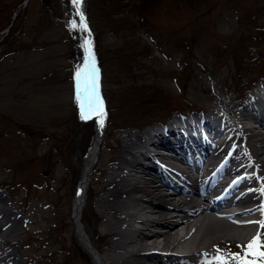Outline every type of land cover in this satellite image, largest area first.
Wrapping results in <instances>:
<instances>
[{
    "label": "rangeland",
    "instance_id": "rangeland-1",
    "mask_svg": "<svg viewBox=\"0 0 264 264\" xmlns=\"http://www.w3.org/2000/svg\"><path fill=\"white\" fill-rule=\"evenodd\" d=\"M23 1L0 0V184L9 192L1 193L26 211L30 222L19 224L20 238L38 241L30 254L43 264H72L64 260L74 232L71 179L81 176L82 152L94 134L70 90L81 54L68 41L59 0L22 7ZM88 6L112 123L88 188L101 189L119 128H146L173 110L209 111L217 100L230 104L239 83L264 76V0H89ZM93 225L101 229L98 220ZM74 248L81 253L79 244ZM203 249L217 255L212 246Z\"/></svg>",
    "mask_w": 264,
    "mask_h": 264
},
{
    "label": "bare ground",
    "instance_id": "bare-ground-1",
    "mask_svg": "<svg viewBox=\"0 0 264 264\" xmlns=\"http://www.w3.org/2000/svg\"><path fill=\"white\" fill-rule=\"evenodd\" d=\"M81 39L83 67L91 71L92 60L96 67L94 44L86 32L81 33ZM85 40L91 42L89 59L83 46ZM92 79L96 81V73ZM261 87L248 97L242 96L244 103L238 106L224 100L222 106L217 100L209 115L197 118L193 126L181 125L182 131L175 129L182 118L174 117L162 129L154 126L140 133L129 129L121 132L122 135H112L118 150L114 162L110 160L106 172L100 176L101 189H94V205L91 206L93 218L101 223L100 231L94 232L89 224L85 228L81 225L87 195L86 173L74 200L76 230L95 264H200L191 259L197 255H202L206 264H215L214 256L203 249L205 246L213 247L220 242L241 248L257 233H264V226L255 223L264 221V85ZM102 119V125L97 121L89 152L91 158L85 169L97 155L104 116ZM185 133L189 136H183ZM155 137L159 141H155ZM162 137L165 138L161 141ZM169 138L177 140L175 146L182 152H176L172 159L159 153L162 145L173 149ZM191 143L194 147L189 148ZM186 148L199 151L213 167L223 163L218 169L222 177L211 175L207 179L209 174L203 176L207 171L200 176V163L189 160L191 155ZM233 154L237 156L235 160ZM180 160L189 164L199 176L195 178L200 184L207 181L206 185L198 184L190 191L170 186L171 177L192 180L185 171L177 172L175 161ZM249 168L251 171L247 173L245 170ZM226 189H231L234 196L230 197L229 193L222 200L219 195ZM1 218L4 220L0 222V264H43L30 254L26 242L21 241L19 215L4 208L0 211ZM93 232L90 239L87 234ZM97 232L99 252L92 249L91 241ZM199 244L203 245L199 247ZM174 250L184 252L183 256Z\"/></svg>",
    "mask_w": 264,
    "mask_h": 264
},
{
    "label": "snow or ice",
    "instance_id": "snow-or-ice-1",
    "mask_svg": "<svg viewBox=\"0 0 264 264\" xmlns=\"http://www.w3.org/2000/svg\"><path fill=\"white\" fill-rule=\"evenodd\" d=\"M81 2L82 0H72L73 5L76 6L77 9H79ZM77 15L81 17L79 25H77L75 21H72L70 22V26L73 28L81 27L84 30H87V25L83 19V13L79 12L78 10ZM90 43L91 42L89 40H85L83 45L87 50L86 59L92 57ZM91 66L94 70V60H92ZM80 75L81 73L77 71V79H79ZM93 114L97 116L99 123L102 125L104 112L98 97L89 101L87 111H85L84 105L81 104V119H89ZM262 191H264V189H262ZM262 211H264V209H262ZM255 223H260L262 226H264V221H257ZM262 237H264V233H257V235L253 237V239L249 241L247 245L242 246L244 249L243 254L229 253L227 256H225L221 250L217 249V255L213 257L215 264H229L230 260L235 261V264H264V239H262ZM208 264H211V262H208Z\"/></svg>",
    "mask_w": 264,
    "mask_h": 264
}]
</instances>
